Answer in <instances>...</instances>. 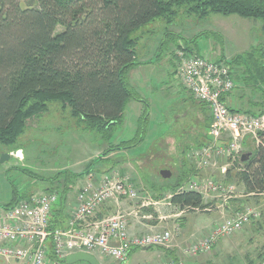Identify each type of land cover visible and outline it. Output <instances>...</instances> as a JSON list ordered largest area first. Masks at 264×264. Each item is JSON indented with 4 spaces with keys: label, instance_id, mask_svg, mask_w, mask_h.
<instances>
[{
    "label": "trees",
    "instance_id": "1",
    "mask_svg": "<svg viewBox=\"0 0 264 264\" xmlns=\"http://www.w3.org/2000/svg\"><path fill=\"white\" fill-rule=\"evenodd\" d=\"M180 11L200 18L217 13L257 19L264 37V0H26L25 6H21L19 0H0V150L17 148L19 137L27 127L26 121L47 112L51 101L68 109L82 129L110 135L113 128L122 124L129 100L144 102L131 85L129 72L150 62L137 60L136 38L132 34L156 18L170 24ZM210 34L222 38L221 34L207 31L186 42L195 44L198 38ZM177 42L175 46L179 47ZM186 50L189 54L204 55L199 49H195V53ZM226 61L235 85L240 78H248L251 91L264 86V39L256 48ZM175 71L176 68L173 73ZM190 98L200 108L201 127L208 129L211 120L208 106L195 101L191 94ZM145 107L148 108L146 104ZM246 111L256 115L251 110ZM147 112L145 109L139 119V137L122 141L106 152L125 151L141 144ZM206 137L207 132H196L192 147L185 146L180 153L179 173L162 179L158 187L172 193L170 202L179 210L206 206L198 192H175L196 175V168L186 155L193 147L203 146ZM250 153L249 156L248 152L242 153L247 159L241 163L239 181L247 195L257 196L264 194V131L259 132ZM97 162H100L99 157L94 158L93 163ZM108 163L111 167L119 161L109 158ZM22 171L33 179L49 181L44 191L57 194L49 229L63 227L58 214L64 211L66 195L74 188L73 182L89 169L78 173L63 169L48 178L27 169ZM12 186L10 200L0 203V209H10L18 200L29 196L28 192H20L14 184ZM162 192L159 190L157 197H161ZM48 257L54 258L52 246H49Z\"/></svg>",
    "mask_w": 264,
    "mask_h": 264
},
{
    "label": "rangeland",
    "instance_id": "2",
    "mask_svg": "<svg viewBox=\"0 0 264 264\" xmlns=\"http://www.w3.org/2000/svg\"><path fill=\"white\" fill-rule=\"evenodd\" d=\"M19 2L21 6L26 5V0H19ZM60 29L58 27V30ZM207 31L221 34V40L217 35L210 34L207 37L198 38L195 44L186 42L193 36ZM132 36L136 38L137 60L150 62L139 65L129 72L131 85L140 96V100L145 103L129 100L123 112L122 124L113 128L110 135L105 136L77 126L68 109H62L56 101L49 102L47 112L26 121L27 127L17 143V148L20 149L11 147L0 150V156L3 152L11 154L8 160L0 163V176L4 179V183L0 179V203L10 200L13 184L20 192L25 191L29 195L48 193L44 191V187L48 186L49 181L33 179L22 169L34 172L42 178L55 176L56 172L63 169L74 173L89 169L88 173L92 174L88 179L97 180L103 173L116 169L130 178L137 192L134 199H123L119 202L117 207H120L122 211L130 207L139 211L143 208L146 210V207H142L141 204L147 201L156 202V205L147 206L150 211H154L151 207L165 206L164 198L169 193L164 188H158L162 184L161 180L169 179L179 173L183 147L193 145L192 139L196 132L203 131V126L201 127L203 116L199 106L192 102L189 91L177 77L176 71L175 73L171 71L180 62L179 53L187 57L189 52L186 48L193 53L195 49H199L204 56L218 59L217 56L223 49L225 55L233 57L252 47L256 48L264 39L261 23L257 19L217 13H210L200 18L187 15L183 11H180L170 24H167L165 19L156 18L135 31ZM176 42L179 43V47L175 46ZM173 53L177 54L175 58L172 56ZM235 90L236 87L232 91L237 95L241 94V91L238 93ZM240 98L238 105L241 107L239 108L247 107V110L254 108L256 100L249 89L243 90ZM249 101L250 104H248ZM145 109L148 111V117L143 125L145 136L141 144L130 151L125 149L120 152L118 150L106 152L109 147L117 146L122 141L139 137L140 131L139 134L137 133L139 119ZM196 115L198 117H195ZM247 139L246 149H242L241 153H245L247 149L253 152L254 140ZM96 157H99L100 162L93 163ZM109 158L118 160L119 164H111L110 167ZM218 165L228 166L231 172L228 185L232 187L231 197L224 195L215 197L214 194L209 193L205 195V203L224 204L221 207V210L225 211L223 217L235 211L246 210L250 214V221L230 236L220 238L211 251L201 256L199 264H264V194L247 195L240 187L241 165L238 162L232 164L229 160L221 159ZM161 170L170 171V176L162 178L159 174ZM211 170L206 169L200 175L212 176L219 182L225 181L223 175L215 169ZM85 176L86 174H83L78 177L79 182L85 183L87 181ZM76 180L73 182L74 185L77 183ZM76 187L78 186L75 185L71 190H74L71 193L73 196ZM159 190L163 191L160 193L162 195H159L162 198L157 197ZM225 203H229V210ZM109 206H112L110 213H113L116 204L111 203ZM214 212L197 211L179 214L178 210H174L171 214L175 216L168 217L163 220V223L156 220V213L154 216L146 211H140L138 217L154 225L152 230H166L165 228L171 226L169 221H182L191 217L198 220V223L208 224L212 214H216V211ZM215 217L216 220H220L218 216L215 215ZM185 225L187 226L188 223ZM181 246L183 243L180 244ZM102 259L106 258L102 257Z\"/></svg>",
    "mask_w": 264,
    "mask_h": 264
},
{
    "label": "built area",
    "instance_id": "3",
    "mask_svg": "<svg viewBox=\"0 0 264 264\" xmlns=\"http://www.w3.org/2000/svg\"><path fill=\"white\" fill-rule=\"evenodd\" d=\"M178 56L177 77L195 101L208 106L211 117L207 130L208 142L192 148L187 158L198 171L206 169L217 159H226L232 164L238 162L241 170L243 144L247 138L257 143L259 132L264 131V113L251 115L229 108L224 97L234 89L235 84L232 70L225 59L196 54L185 57L182 53ZM181 191L231 197L232 187L204 175L189 178L175 190L177 193ZM136 195L129 178L116 169L103 173L98 180L87 179L77 192V206L70 213L66 225L55 229H49V219L57 201L56 193H35L21 198L12 208L0 209V260L17 264H62L61 261L65 262L69 254L98 250L102 257L123 263L132 249L168 246L173 236L169 230H152L129 236L127 217L131 214L139 216L138 209L125 212L117 207L111 214L95 217L98 209L108 202L118 204L123 199L132 200ZM171 196L172 193L166 195L164 205L175 207L170 202ZM155 204L147 201L141 206ZM223 205L206 203L203 208L176 209L179 214L197 211L211 213L221 210ZM249 221L248 211H235L216 222L204 237L185 246L182 254L190 257L205 254L213 249L220 238L230 236ZM49 246H52L54 258L48 257ZM158 264L183 262L167 259Z\"/></svg>",
    "mask_w": 264,
    "mask_h": 264
},
{
    "label": "crops",
    "instance_id": "4",
    "mask_svg": "<svg viewBox=\"0 0 264 264\" xmlns=\"http://www.w3.org/2000/svg\"><path fill=\"white\" fill-rule=\"evenodd\" d=\"M174 56V53H173ZM218 58L220 57H224L227 59H231L232 57L227 56L224 54V50L222 49L221 53H219V55L217 56ZM234 57V56H233ZM172 66H174V64H172ZM172 72H174V67L173 70H171ZM242 71V69H241ZM244 80H242L241 78L239 80L241 81H237L236 82V90L235 92H240V95H237L236 93H234L233 91L230 92V95L227 96L226 98V102L228 104V106L235 108V109H240L241 112H247V107L245 109H241L239 107H241V105L239 106L238 104L240 103L239 100H241V95L243 93V90L249 89V91L252 93V95L255 97L256 100V104L253 105V109L249 108L248 110H251L254 114L258 115V114H263L264 113V86L260 88V90L255 87L254 90L251 91V87L249 86V81L248 78H243ZM238 80V79H237ZM251 102L249 101L248 104H250ZM251 107V105H250ZM195 117H198V115H196ZM192 124V122H191ZM193 125V124H192ZM190 126V124H189ZM203 129V134L207 132L208 129ZM207 142L209 137H206ZM252 139V138H251ZM254 140V139H253ZM206 142V143H207ZM248 143V139L245 140V143L243 144V149H246V145ZM256 146V142L254 140L253 142ZM140 145V144H139ZM138 145V146H139ZM254 146V147H255ZM137 147V146H135ZM253 147V149H254ZM131 149H129L128 151H130ZM249 154H251L250 150L247 149V151ZM220 160H215L214 162H212V164L207 167L206 169H215V171H217L218 173H220L221 175L224 176V183L229 185L230 182V171L229 174L227 175V172L229 170L228 166L226 165H218V162ZM122 165V164H121ZM195 169V168H194ZM206 169H202V170H196L197 173L196 175H194V177H199L201 176L200 174L202 173V171L206 170ZM211 170V171H212ZM92 173H88L86 174V180L88 179V177L91 175ZM128 177V176H127ZM129 178V177H128ZM1 181L4 183V179L2 178V176H0ZM130 179V178H129ZM79 178H77L76 180V184L78 187H76L75 190V195L73 196L71 193L74 192L73 191H69L66 195V202H65V206H64V211H62L61 214H58L60 217V222L63 223V226L66 225L67 219L70 215V213L76 208L77 206V200H76V196H77V192L79 190V188L84 184L82 181L79 182ZM240 187L242 189H244V186L242 185V183L240 182ZM245 190V189H244ZM202 196V203H205V195L201 194ZM111 203H115L114 201L108 202L107 204L101 206L95 217H102L105 216L107 214H111L110 212L112 211V206H109ZM116 204V208L115 211L117 209V206L119 205V203H115ZM156 205V204H155ZM225 206L227 207V210H229V203H226ZM146 207V210H144L145 208H143L140 211L143 212H147V213H151L152 215L155 216V213L157 215L156 220H158V222H162L163 220L167 219L168 217H173L175 216L174 214H171V212H173L174 210H177L176 207L173 206H154L151 207L154 208V211L151 210L150 208ZM55 209V208H54ZM132 207L128 208L127 210H125V212H131ZM114 211V212H115ZM140 214V211L137 210ZM224 210H218L216 211V214H212V219L210 221V223L208 224H202V223H198V220H195L194 218H187V219H183L181 220H174V221H169V223L171 224L170 227L165 228L166 230H169L173 236L171 239V244L165 248L163 247H150V248H143V249H132L131 252L128 255V258L126 261H124L123 263H118V262H113L109 259H102V255L98 250H95L92 252V254L98 259V261L100 262V264H158L161 261H165V260H169V259H173L175 261L181 260V262H183V264H199L201 261V255H198L196 257H190V256H184L182 254V249L187 246L188 244H190L193 241H196L198 239H201L202 237H204L212 228V226L220 221L223 218L224 215ZM215 213V212H214ZM214 215V216H213ZM216 216H218V218L220 220H216ZM53 217V215H51ZM144 218V217H143ZM146 218V217H145ZM128 219V234L129 236H135V235H141L144 233H147L149 231H152V229H154V225H151L148 221H144L143 219L137 217H134L131 215H129L127 217ZM188 223V225L186 226L185 224ZM198 223V224H197ZM149 228V231H148ZM180 242V244L183 243V246L180 247V244L178 243ZM0 264H17L16 262H5L3 260H0Z\"/></svg>",
    "mask_w": 264,
    "mask_h": 264
},
{
    "label": "water",
    "instance_id": "5",
    "mask_svg": "<svg viewBox=\"0 0 264 264\" xmlns=\"http://www.w3.org/2000/svg\"><path fill=\"white\" fill-rule=\"evenodd\" d=\"M244 155L245 154L241 155V162L247 159L243 157ZM249 155L250 154L248 153V156ZM10 157H11V154L7 152H3L0 156V163L8 160ZM159 174L162 178H168L170 176V171L161 170ZM77 262H83L86 264H100L98 259L90 252L78 251V252L69 254L65 257L66 264H74Z\"/></svg>",
    "mask_w": 264,
    "mask_h": 264
}]
</instances>
